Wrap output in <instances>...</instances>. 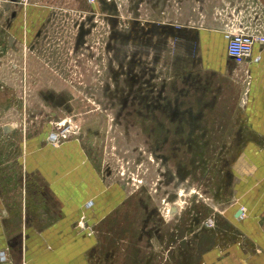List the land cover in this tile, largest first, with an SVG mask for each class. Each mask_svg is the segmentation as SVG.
Listing matches in <instances>:
<instances>
[{
  "label": "rangeland",
  "instance_id": "1",
  "mask_svg": "<svg viewBox=\"0 0 264 264\" xmlns=\"http://www.w3.org/2000/svg\"><path fill=\"white\" fill-rule=\"evenodd\" d=\"M86 1L44 0L55 5L48 9L55 22L31 37L26 70V46L12 54L3 49L0 91L9 101L0 105V129L17 124L30 136H47L52 125L73 120L78 127L71 141L80 142L107 183L125 189L109 224L83 225L84 217L77 225L98 240L90 264H202L204 252L236 236L224 213L233 201L229 166L241 148L218 129V117L223 126L227 114L209 115L202 131L183 125V114L197 110L191 103L197 89L187 86L180 68L196 62L197 47L182 49L180 40L197 21H169V0ZM204 2L194 13L200 20L208 14ZM236 12L239 29L245 23ZM39 13L29 8L30 18ZM201 80L211 95L213 78Z\"/></svg>",
  "mask_w": 264,
  "mask_h": 264
},
{
  "label": "crops",
  "instance_id": "2",
  "mask_svg": "<svg viewBox=\"0 0 264 264\" xmlns=\"http://www.w3.org/2000/svg\"><path fill=\"white\" fill-rule=\"evenodd\" d=\"M179 1L178 14L176 0H169L168 20L183 25L197 21L196 27L182 31L180 40L182 49L187 43L197 47L196 52L190 48L196 62L189 68H180L187 74V86L195 83L197 89V98L191 99L197 110L183 114V125L191 131H202L209 115L227 114L223 126L218 117V129L228 131L225 141L229 145L241 148L229 166L233 201L224 213L236 236L204 252L201 263L264 264V48L255 45L252 58L236 64L228 56L226 38L238 19L231 15L232 11L240 10L236 14L245 23L237 30L250 33L264 29V18L256 8L257 0H205L208 14L204 20H200L199 13L194 14L201 0ZM9 2L0 0V55L3 49L7 54H12L13 49L21 52L29 22L39 25L49 17L47 9L38 7L52 5L33 0L42 13L32 19L29 11ZM247 5L251 11L239 9ZM217 8L226 10V17H221L224 11ZM218 11L220 16L215 15ZM10 36L16 40L13 49L8 45ZM185 54L188 59V51ZM1 62L0 59V73ZM205 75L213 78L211 95L201 80ZM1 91L0 105L4 106L9 98ZM188 95L187 90V102ZM9 126L14 131L8 130L7 134ZM46 132L30 136L17 124H4L0 129V249L9 258L0 264H90L98 240L82 233L78 223L85 217L87 226L109 224L125 201V189L102 178L78 140L55 148L45 143ZM240 211L242 215L237 217Z\"/></svg>",
  "mask_w": 264,
  "mask_h": 264
},
{
  "label": "built area",
  "instance_id": "3",
  "mask_svg": "<svg viewBox=\"0 0 264 264\" xmlns=\"http://www.w3.org/2000/svg\"><path fill=\"white\" fill-rule=\"evenodd\" d=\"M9 4H13L18 8H26L31 0H9ZM110 5H112L117 0H106ZM91 5L96 4L97 0H87ZM257 10L260 11L264 18V3L257 0L256 3ZM226 38L228 40L227 52L231 60L236 64H243L252 58V53L255 45H260L264 48V29L256 32L250 33L245 30L229 29L226 33ZM8 44L10 47L15 43L14 37L10 36L8 38ZM77 125L71 120L68 122L57 123L56 127L52 125L50 132L45 138V143L51 145L55 148L60 147L67 141L71 140L72 137L77 132ZM90 208L92 204L88 205ZM242 212L245 210L241 209ZM84 225V224H83ZM8 254L6 251L0 249V263L6 262L8 260Z\"/></svg>",
  "mask_w": 264,
  "mask_h": 264
},
{
  "label": "flooded vegetation",
  "instance_id": "4",
  "mask_svg": "<svg viewBox=\"0 0 264 264\" xmlns=\"http://www.w3.org/2000/svg\"><path fill=\"white\" fill-rule=\"evenodd\" d=\"M87 2V1H86ZM49 3V2H48ZM88 3V2H87ZM88 6H90V8H92L91 7V5H88ZM31 7H35V5H34V3H33V0H31V3L27 6V8L25 9V11L27 10V11H29V8H31ZM52 7H55V5L54 4H52V5H49V6H47V7H38V9H50V8H52ZM92 10V9H91ZM26 11V12H27ZM56 18V16H54V15H51V14H49V17L47 18V20H44L43 22H41L39 25L38 24H36V25H28V29H27V32H26V37H25V41H24V43H22V45L23 46H26V48H25V51H24V57H25V63H24V66H25V70H26V68L28 67V51H27V47L30 45V42L32 41L31 39V37L32 36H35L36 34H38L37 32L40 30V32H41V30L43 29V28H46V25L48 26V28L50 27V25H51V23H53L54 24V22H55V19ZM60 21H61V26L63 25L64 27V29L66 28V23H65V20H62V18H60ZM73 24H75V22L73 21ZM72 28L74 29V27H73V25H72ZM45 32V31H44ZM44 32L43 33H40V35H39V37H38V39L40 38H42V37H44ZM73 37H74V35H73ZM59 42H60V40H59ZM14 46V45H13ZM13 46L11 47V49H13ZM27 73H28V71H27ZM26 74V73H25ZM25 78H26V76H25ZM25 81H26V79H25ZM56 115V114H55ZM59 115H57V117H58ZM73 123H75L73 120H71Z\"/></svg>",
  "mask_w": 264,
  "mask_h": 264
},
{
  "label": "water",
  "instance_id": "5",
  "mask_svg": "<svg viewBox=\"0 0 264 264\" xmlns=\"http://www.w3.org/2000/svg\"><path fill=\"white\" fill-rule=\"evenodd\" d=\"M242 215V212H238L237 217H240Z\"/></svg>",
  "mask_w": 264,
  "mask_h": 264
},
{
  "label": "bare ground",
  "instance_id": "6",
  "mask_svg": "<svg viewBox=\"0 0 264 264\" xmlns=\"http://www.w3.org/2000/svg\"><path fill=\"white\" fill-rule=\"evenodd\" d=\"M75 150V149H74ZM77 151V150H76ZM73 152H75V151H73ZM79 152V151H78ZM89 191V190H88Z\"/></svg>",
  "mask_w": 264,
  "mask_h": 264
}]
</instances>
